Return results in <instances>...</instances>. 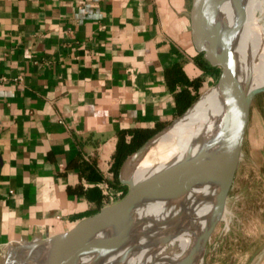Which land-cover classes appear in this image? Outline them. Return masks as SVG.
Wrapping results in <instances>:
<instances>
[{
	"label": "crops",
	"instance_id": "1",
	"mask_svg": "<svg viewBox=\"0 0 264 264\" xmlns=\"http://www.w3.org/2000/svg\"><path fill=\"white\" fill-rule=\"evenodd\" d=\"M190 3L0 0V257L117 201L121 139L163 128L206 88ZM247 139L264 180V99ZM251 264H264V248Z\"/></svg>",
	"mask_w": 264,
	"mask_h": 264
},
{
	"label": "water",
	"instance_id": "2",
	"mask_svg": "<svg viewBox=\"0 0 264 264\" xmlns=\"http://www.w3.org/2000/svg\"><path fill=\"white\" fill-rule=\"evenodd\" d=\"M245 1L191 0L188 11L190 37L195 51L211 67L218 69V78L214 85L218 90L216 109L205 138L195 152L194 166L190 169L195 179L203 185L201 194L209 198L208 207L197 210L192 215L170 213L158 204L157 199L139 195L131 182L122 178L120 182L126 186V192L117 201L77 219L62 232L6 244L5 255L3 254L0 264H11L13 256L18 252L29 254V259L26 257L24 264L29 263L31 256L37 251H43V256L39 257L41 264H83L82 257L91 235L111 227L136 229L170 239L187 233L193 237V243L176 264H203L211 235L224 217L241 161L251 104L257 95L264 92V86L259 87L241 100L233 62L221 48L214 32L216 21L223 11L237 7ZM187 110L151 135L126 158L125 164H131L138 158L158 135L180 119ZM263 248L264 241L246 264H251Z\"/></svg>",
	"mask_w": 264,
	"mask_h": 264
},
{
	"label": "bare ground",
	"instance_id": "3",
	"mask_svg": "<svg viewBox=\"0 0 264 264\" xmlns=\"http://www.w3.org/2000/svg\"><path fill=\"white\" fill-rule=\"evenodd\" d=\"M261 11L264 0H246L225 9L216 21L214 32L233 62L241 100L264 86V20L257 26L253 19L257 20ZM217 98V87H206L187 112L142 151L131 168L123 169L122 178L131 182L139 195L153 197L165 210L179 215H192L208 207L209 198L201 194L203 185L190 169L214 115ZM169 244L170 240L159 234L119 227L101 229L87 242L82 263L173 264L178 255L172 247L167 249ZM41 256L43 251L34 252L26 264H41ZM26 257L29 259V254L18 252L11 264H24Z\"/></svg>",
	"mask_w": 264,
	"mask_h": 264
},
{
	"label": "rangeland",
	"instance_id": "4",
	"mask_svg": "<svg viewBox=\"0 0 264 264\" xmlns=\"http://www.w3.org/2000/svg\"><path fill=\"white\" fill-rule=\"evenodd\" d=\"M256 1L260 2V0ZM245 7L250 20H252L249 7L247 5ZM263 17L264 11H261L257 20L255 17L253 18L257 21L255 22V24L258 23L257 26L264 20ZM208 78L205 87L214 86L218 78V71ZM263 97L264 92L257 95L251 107H258L262 103ZM259 157L260 150L251 148L249 139H247L243 143L241 161L235 174L224 217L211 235L203 264H246L256 248L262 243L256 247L264 239V226H262L264 212L260 210L264 198V180L260 174ZM130 165L125 162L121 165L118 170L119 181L122 179L123 169L131 168ZM125 192L126 186H123L120 197ZM168 239L172 245L166 246L167 249L172 247L171 249L175 250L178 255L173 261V264H176L184 256L187 248L192 245L194 239L187 233ZM3 254L5 255L4 249L0 261ZM170 262L172 263V258Z\"/></svg>",
	"mask_w": 264,
	"mask_h": 264
},
{
	"label": "trees",
	"instance_id": "5",
	"mask_svg": "<svg viewBox=\"0 0 264 264\" xmlns=\"http://www.w3.org/2000/svg\"><path fill=\"white\" fill-rule=\"evenodd\" d=\"M200 56H202L201 54H199ZM201 65L202 67L207 70L212 72L213 74H215L218 69L211 67L205 60L204 58L201 59ZM193 86L197 89L200 82L199 80H194L192 82ZM158 129H154V130H150V131H144V130H135L133 132V136L130 142H126L124 140L121 139V141L119 142L115 154H114V165H113V171H114V180L113 182L115 184H118V179H117V175H118V170L122 164V161L125 159V157L130 154L131 152H133L134 150H136L142 143H144L151 135H153L154 133H156Z\"/></svg>",
	"mask_w": 264,
	"mask_h": 264
},
{
	"label": "built area",
	"instance_id": "6",
	"mask_svg": "<svg viewBox=\"0 0 264 264\" xmlns=\"http://www.w3.org/2000/svg\"><path fill=\"white\" fill-rule=\"evenodd\" d=\"M81 1H85V0H81Z\"/></svg>",
	"mask_w": 264,
	"mask_h": 264
}]
</instances>
